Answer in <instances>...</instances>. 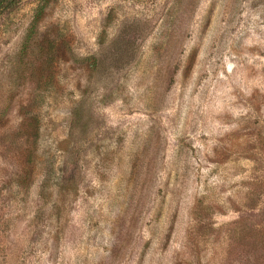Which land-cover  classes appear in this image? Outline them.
<instances>
[{"label": "rangeland", "instance_id": "rangeland-1", "mask_svg": "<svg viewBox=\"0 0 264 264\" xmlns=\"http://www.w3.org/2000/svg\"><path fill=\"white\" fill-rule=\"evenodd\" d=\"M0 264H264V0L6 12Z\"/></svg>", "mask_w": 264, "mask_h": 264}, {"label": "trees", "instance_id": "trees-1", "mask_svg": "<svg viewBox=\"0 0 264 264\" xmlns=\"http://www.w3.org/2000/svg\"><path fill=\"white\" fill-rule=\"evenodd\" d=\"M22 0H0V19L6 13L13 11Z\"/></svg>", "mask_w": 264, "mask_h": 264}]
</instances>
